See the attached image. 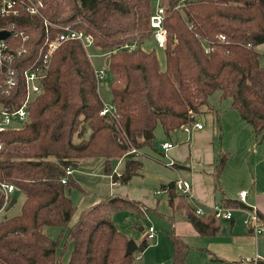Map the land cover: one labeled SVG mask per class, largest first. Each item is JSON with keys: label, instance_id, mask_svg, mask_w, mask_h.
Wrapping results in <instances>:
<instances>
[{"label": "trees", "instance_id": "obj_1", "mask_svg": "<svg viewBox=\"0 0 264 264\" xmlns=\"http://www.w3.org/2000/svg\"><path fill=\"white\" fill-rule=\"evenodd\" d=\"M41 1L44 17L80 27L92 37L93 47L107 52L111 104L118 120L99 114L103 102L82 44L62 42L50 57L40 93L29 102L26 120L0 134V181L13 183L24 197L19 213L0 218V264H59L68 243L71 248L64 264H133L134 252L125 253L128 237L116 227L113 216L116 212L141 215V208L147 206L113 192L82 208L71 222L75 206L70 191L82 189L66 169L103 158V172L111 174L113 183L128 184L142 168L139 155L131 149L150 146L158 124L166 136L191 125L217 90L222 98H230V107L255 135L263 134L264 63L257 46L264 43V0H163L167 30L163 67L155 51L143 46L152 37V0ZM176 5L180 8L173 9ZM21 18L16 28L28 35L25 41L17 39V45L26 49L21 61L34 66L45 51L42 20L28 14ZM125 43H135L136 48L128 50ZM206 44L212 48L208 53ZM1 89L0 102L18 107L25 86L8 94ZM147 133L151 138H145ZM120 158L124 162L118 175L111 164ZM227 160V153L215 160L214 187L219 188ZM160 190L198 234L220 233L219 221L197 215L187 196L176 189L175 180L160 185ZM45 227H58L60 232L53 238ZM167 234L171 264H184L190 246L173 227ZM145 240L136 250L148 246Z\"/></svg>", "mask_w": 264, "mask_h": 264}, {"label": "rangeland", "instance_id": "obj_2", "mask_svg": "<svg viewBox=\"0 0 264 264\" xmlns=\"http://www.w3.org/2000/svg\"><path fill=\"white\" fill-rule=\"evenodd\" d=\"M152 42V37L145 40L144 49L154 50L162 66L164 52L157 49ZM257 51L260 54V62L264 63V43L257 46ZM86 52L94 70L97 72L101 70L105 73L103 77L97 79L98 93L104 105H111V75L105 65L108 54L92 45L86 46ZM208 103V106H204L203 113L196 116V119L202 123L205 134H195V129L186 132L180 127L166 136L158 124L153 131L152 146H146L141 151L136 152L142 161V175L134 176L128 184L120 185L121 189L116 190L123 193L125 189L129 198L139 200L150 207L155 206L156 210L155 212L150 211L151 208L142 205L144 207L141 208V215L136 212H116L113 216L116 227L128 239H132L136 244L146 239L145 241L148 243L143 251H134L133 264H171L172 243L167 232L170 231L171 226L174 227V231L176 229H180L182 232L186 230L180 226L182 212L172 209L168 204L167 194L159 190L161 183L178 178L188 181L191 185L188 201L191 202L193 208L199 206L195 198L194 185L198 189V185L203 184L210 194L209 199L218 198V192L211 189L212 180L206 167H213V162L215 163L218 155L227 153V165L222 172L221 179H219L225 194L233 198L241 188L250 194L252 192L251 186L257 190H264V133L255 135L237 110L230 107V98H222L219 90L209 96ZM20 124L19 121L12 122L13 127H19ZM164 141L173 144V147L166 154L162 153L158 147L159 143ZM167 155L177 162L178 165H175V168L169 166ZM120 159L112 162L113 171L118 172L122 169L123 162L117 166L119 170L116 169L115 165ZM209 162L212 165H208ZM83 167V165H79L78 170H83ZM194 174L196 177L193 176ZM84 176L86 173L82 175L83 178ZM94 177L83 182L86 185L84 188L88 189L90 193L96 191ZM100 180L105 184L98 193L109 195L112 184L108 185L105 177L100 176ZM155 191L160 194H156ZM12 195L16 198V203L5 209L0 214V218L19 213L24 197L17 191H14ZM92 196L84 197L79 189H71L70 198L75 206L71 222L76 220L80 209L84 207L82 206L83 200L87 201L85 203H92ZM177 201L176 198L175 202ZM169 216L172 217V220H169ZM149 226L155 230V237L152 240L146 238ZM44 231L47 235L55 238L59 234L60 228L45 227ZM62 241L63 239L60 241V246H64ZM70 248L71 244L68 243V247L63 249L64 254L61 255L59 264H64L67 261Z\"/></svg>", "mask_w": 264, "mask_h": 264}, {"label": "built area", "instance_id": "obj_3", "mask_svg": "<svg viewBox=\"0 0 264 264\" xmlns=\"http://www.w3.org/2000/svg\"><path fill=\"white\" fill-rule=\"evenodd\" d=\"M152 12L149 17V25L151 27V36L153 44L157 49L164 50L167 41V30L164 25L165 9L163 0H152ZM44 8L41 0H0V30L9 31V36L0 39V88L1 92L8 94L11 89L19 85L25 86V95L18 107L5 106L0 102V134L8 129L15 128L12 122L19 121L20 123L26 120L27 108L32 98L38 95L41 91L40 81L44 78L47 70L50 57L59 45L67 40H78L84 49L87 45H92V37L85 33L80 27H74L69 24L54 23L44 17L42 10ZM180 5L174 6L173 9H179ZM36 15L41 18L42 26L45 33V51L37 64L34 66H24L21 61L26 49L17 45V39L22 41L28 39V35L23 31L18 30L16 27L17 22H22L21 15ZM22 20V21H21ZM194 34L197 32L193 30ZM223 38V36H220ZM204 51L208 53L212 48L209 45H203ZM124 48L133 50L136 44L125 43ZM95 71V70H94ZM103 71H95L96 79L103 77ZM100 115L108 116L116 121L118 114L115 107L111 105H104L99 111ZM202 123L195 120L191 125L184 124L182 128L189 132L196 128H202ZM129 143V141H127ZM0 143V148H1ZM173 147V144L168 141L159 143V148L162 153L166 152ZM131 152H137L134 148ZM169 158V166L175 168L174 159L167 155ZM72 169L67 168L66 174H71ZM118 175L120 172L114 170ZM62 183H66V178L61 179ZM176 189L186 196L191 192V185L188 181L183 179L175 180ZM15 186L13 183L0 181V214L8 208V205L13 197ZM247 191L242 189L237 194V199L233 204L228 205L225 202H213L209 204L199 205L194 207V212L197 215H211L217 220H234L235 215H242V223L249 232L260 234L264 232V217L255 205H250L246 202ZM154 236V228L149 226L146 232V238L152 239ZM257 259L253 257H242L239 264H255Z\"/></svg>", "mask_w": 264, "mask_h": 264}, {"label": "crops", "instance_id": "obj_4", "mask_svg": "<svg viewBox=\"0 0 264 264\" xmlns=\"http://www.w3.org/2000/svg\"><path fill=\"white\" fill-rule=\"evenodd\" d=\"M194 129H195V134H198V135L205 134L204 127L200 129H196V128ZM122 162H124V159H120L119 161H117L115 164L116 167L118 165H121ZM103 163H104L103 158H92V159L80 161L77 164V166L73 168L71 171L70 175L80 185L82 189V191L81 190L80 191L82 192L84 197L93 195L92 203L91 202L85 203L87 201H85V199L83 200L82 206L84 207L91 205L97 202L101 197L106 196V195H102L98 193L100 190H102L103 184H105L100 180V176L105 177L106 182L109 183L108 185L112 184L111 193L118 192L121 194H126L128 196V192L125 189L123 193L116 191V190L121 189L120 188L121 184L113 183L111 174H105L103 172ZM210 164L211 163L209 162L208 165ZM79 165L81 166L83 165L84 169L78 170ZM175 165L176 166L178 165L177 162L175 163ZM224 168L222 172L225 170ZM116 169H118V167ZM206 169L208 170L207 172L211 176V180H212L211 189H213V191L215 192H218L219 197L218 198L212 197L209 199L208 196H210V194H208L203 184L201 186L198 185V189H196L194 185L195 198H196V201H198L199 205L209 204L211 202L213 203V202L235 201L237 199L238 192L242 190L243 188H241L236 193V195L233 196V198L227 196L224 192V189L221 187V182H219V179H221L222 177V172L218 179L219 188H217V187H214L213 176H212V172L214 169V162H213V167L207 166ZM84 173H86V176H84L83 178L82 175ZM139 175H142V174L140 173ZM193 176L196 177V174H194ZM93 177H94V182L96 181V186H95L96 191H93L92 193H90L88 189L84 188V186L86 185L83 182L93 179ZM168 182L161 183L160 185L167 184ZM251 189H252V192L250 194L249 192H247L246 202L250 205H255L260 211V213L262 214V216H264V190H257L253 186H251ZM159 190H160V187H159ZM160 191H163V190H160ZM155 193L158 195L160 194L158 191H155ZM187 201H188V196H187ZM188 202L191 205V202L190 201ZM15 203H16V198H15V202L13 203V205ZM146 206L151 209H154L155 207V206L150 207L149 205H146ZM181 216H182V221L180 222V226L184 227L186 230L182 232L180 229H176L177 232L176 231L175 232L181 235L184 242L190 246L187 252L186 260L184 264H226L225 262H228V263L233 262L234 264H239V260L245 256L256 258L257 260L255 261V264H264V232L260 234H254V233L249 232V230H247L246 227L242 223V215L240 214L235 215L234 220L232 221L218 220L219 225H220V233L217 235H208V236H202L198 234L193 228V226L185 218H183L184 215H181ZM154 237H155V230H154V236L152 237V239ZM152 239H148V240H152ZM215 257L217 259H215Z\"/></svg>", "mask_w": 264, "mask_h": 264}, {"label": "water", "instance_id": "obj_5", "mask_svg": "<svg viewBox=\"0 0 264 264\" xmlns=\"http://www.w3.org/2000/svg\"><path fill=\"white\" fill-rule=\"evenodd\" d=\"M9 34H10L9 31L0 30V39L9 36ZM107 62H108V58L105 59V64H107ZM145 138L149 139V138H151V135L149 133H147ZM14 202H15V197L13 196L9 205H8V208L11 207ZM136 248H137V244L132 239H128L127 244H126L125 253L131 254L132 252H134L136 250Z\"/></svg>", "mask_w": 264, "mask_h": 264}]
</instances>
